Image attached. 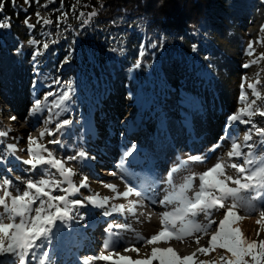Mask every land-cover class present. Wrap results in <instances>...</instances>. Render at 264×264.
<instances>
[{"label": "rangeland", "instance_id": "1", "mask_svg": "<svg viewBox=\"0 0 264 264\" xmlns=\"http://www.w3.org/2000/svg\"><path fill=\"white\" fill-rule=\"evenodd\" d=\"M48 2L50 0L38 2L34 0L30 4L27 0H15L17 8L26 13L30 12L27 18H30V23L35 27L27 28L25 21L24 25L19 27L20 35L28 29V39L22 37L20 49L23 55L28 56L29 53L30 60L22 67L29 65L27 67L30 73L29 89L0 88V132L8 133L6 136H0V154H4V160L0 162V183L5 178L12 179L11 191L16 195L19 194L17 189L22 192L25 187L15 180L16 177L23 180L41 178L40 169L29 172L30 166L21 163L31 156L27 151V137L29 134L39 137V133L46 127L54 129L57 120L67 118L73 123L55 136V139L60 141L59 144H48L53 138L48 135L39 142L46 144L58 158L74 155L81 148L95 157L66 161V167L76 172L72 177L74 184L78 186L85 176L88 178V186L81 187L78 193L69 194V198L83 200L90 195H97L98 199L113 198L104 208L85 202V207H77L74 210L75 218L68 224L57 221L53 228L51 243L48 245L49 264L68 262L84 264L86 257H97L101 253L113 255V260L94 259L92 264H114L119 255L131 257L133 260L144 259L151 255L153 247L172 248L181 257L196 253L194 259L187 264L215 261L218 256L223 255V249L210 251L208 254L197 253L196 250L198 247L208 246L211 234L216 230L227 207L231 206V200L225 202L226 209L213 210L211 219L215 220L216 224L207 235L195 233L183 240L162 238L155 244H147L146 240H140L138 237L150 238L160 231L163 227V212L171 211L179 204L178 200H173L175 203L171 202L172 204H161L160 201L166 195L178 193L189 176L195 174L192 187L186 192L190 197L198 191L197 188L199 189V174L220 159L225 164V174L237 176L231 164L243 163V157L229 158L227 153L231 150V141L222 137L235 136L243 146L252 124L264 127V117L259 113L251 117L252 124L245 125L239 122L227 124L229 114L244 106L240 100L242 90L247 94L248 103L256 100V108L264 109V59L251 67H244L264 53L262 42L264 31L261 30L264 27V0H213L208 7L207 28L208 32H211L210 39L198 31L184 33L167 27L160 30L151 29L145 23L137 29L112 27L109 22L102 21L91 25L77 21L74 22V27L67 24L65 27L45 25L43 20H48L45 11ZM61 2L66 6L72 4L75 6L77 3H87L90 0ZM37 12L39 17L36 15ZM32 39L38 43L29 44ZM145 41L156 52L153 54L148 53L149 51L142 52L138 61L131 63L126 45L133 46ZM43 42L49 44L47 50L42 49ZM249 43H253L255 50L252 55L248 54ZM65 44H68L67 48L64 47ZM70 44H73V47L81 46L83 49L90 45L98 54L113 53L118 48L123 53L126 52L127 57L116 61L111 55L112 60L104 63L105 69L103 66L85 63L83 66L85 73L83 77H79V73L76 75L72 72L69 63H64L70 54ZM194 44L197 46L195 51L192 48ZM38 47L43 54L37 57L34 63L31 58L32 52ZM51 49L56 51L62 49L64 52L59 67L56 57L51 65L48 62L47 57ZM9 54L10 48L0 42V57L5 59ZM137 64L139 67H136ZM20 65H13L9 70ZM145 65L152 67L149 69L150 74L154 72L148 81L141 78L139 71L140 67ZM9 70H5L0 63V80ZM205 72H211L212 77L217 76L219 82L227 85L228 89L222 107L215 108L218 111L212 113L193 101L184 85V82L200 83L202 73L204 76ZM53 73L55 75H52ZM84 75L92 77L91 84L88 79L83 81L84 84L81 83V80L86 78ZM120 78L125 81L126 91L122 96L117 95L112 88V81ZM257 80L260 99L256 98L252 89L247 88V84L255 83ZM69 82L72 85L71 98L60 109H56L51 101L58 99ZM49 91L56 93V96L48 98L49 103L45 105V108L53 109V122L45 124L49 113L45 110L33 116L30 109L35 99L43 100ZM175 91L178 92L177 97ZM214 96L218 97L216 91ZM56 112L60 115L56 116ZM13 116L16 120L11 119ZM136 128L144 130L137 133ZM133 133H136L135 136L130 138L129 135ZM17 137L20 139H16ZM262 140L264 138L258 137L253 130L252 139L247 142L255 145L252 151L257 159L264 156ZM9 143L18 145L14 155L5 152ZM132 143H135L136 151L121 166L122 154ZM243 151L247 152L248 149L243 148ZM193 155L201 156L203 160L183 163ZM45 167L50 170L53 178L62 179L55 169ZM171 169L178 170L174 171L169 179L168 173ZM110 184L116 185L118 192L126 191L129 186L137 187L144 195L137 197L132 194L129 197L115 198L116 191L107 187ZM63 187L68 185L64 184ZM3 191L4 189H0V195H3ZM53 194L64 193L57 190ZM245 195L250 197L255 193ZM136 200H142L143 204L137 205V211L133 215L127 209L131 202ZM153 200L156 204L152 202ZM38 204L39 201L33 207ZM112 205H124L125 211L114 212L111 216L103 215L102 213L110 210ZM256 209L250 212L245 207L238 206L236 211L244 219L235 221L231 226L240 228L249 239H264V232H260L259 237L256 235L260 230L256 221L260 219V211L264 210V198L256 201ZM2 211L0 206V212ZM195 219L199 223L207 222L204 213H200ZM4 222H10L7 215ZM195 236H200L199 244L196 243ZM69 240L73 244L87 245L93 252L86 254L79 248L66 246ZM105 241L112 246L105 249L103 247ZM133 246L139 249V253L125 251L126 248ZM64 250L66 252L62 253ZM73 251L76 252V256L72 260L69 257L74 254ZM60 258H63L62 261ZM13 260L15 257L11 255L0 257L3 264H12ZM30 264L35 262L30 259ZM152 264H159V261L154 260Z\"/></svg>", "mask_w": 264, "mask_h": 264}, {"label": "snow or ice", "instance_id": "2", "mask_svg": "<svg viewBox=\"0 0 264 264\" xmlns=\"http://www.w3.org/2000/svg\"><path fill=\"white\" fill-rule=\"evenodd\" d=\"M11 2L15 4V0H11ZM27 2L31 3V0H27ZM4 7L5 0H0V13H2ZM45 7L47 6L45 5ZM73 12L75 13V6H73ZM36 15L39 17L38 12ZM85 15L92 17L97 15V13H80L81 17ZM66 16L67 13H62V17ZM5 19L9 22H4ZM43 23L48 25L52 24L53 21L48 19L43 20ZM25 25L29 29L35 27V25L30 23V18L27 17L25 19ZM9 27H11L10 18H0V29ZM261 30L264 31V27ZM37 43L38 41L35 39L29 41L31 45H36ZM48 48L49 44L43 42L42 49L47 50ZM192 48L195 51L197 46L194 44ZM17 51L19 52V49ZM254 51L253 43H249L248 54L252 55ZM42 54L41 48H35L32 52V61L35 63L37 57ZM262 59H264V53H261L259 57L253 59L250 63L245 64L244 67L248 68L253 64H258ZM69 60L70 54L64 63H68ZM136 67H139V64ZM53 83H59V81H53ZM258 83L259 80L255 83H249L247 84V88L252 89L256 98L260 99L261 93L257 90ZM71 93L72 85L69 82L66 83L65 90L59 94L58 99L51 101V103L55 105L56 109H60L66 101L70 100ZM54 96H56L54 91L47 92L43 100L40 98L35 99L30 109L33 116L46 110L49 115L44 121L45 124H51L53 122V109L51 107L45 108V105L49 103L48 98ZM240 100L244 106L229 114L227 117L228 125L236 122L245 125L252 124L251 117L257 115V113L261 117H264V109L256 108V100L248 103L247 94L243 90L240 94ZM59 115L60 113L56 112V116ZM11 119L16 120V117L13 116ZM72 123L73 121L71 119H59L56 121L54 129L46 127L39 133V137H33L31 134L28 135L27 151L31 156L28 159L22 160L21 163L30 166L28 169L29 172H36L37 169H40L41 178H28L23 180L20 177H16L15 180L17 182L25 185L22 192L20 189H17L19 194L16 195L11 191L13 186L12 179L5 178L0 183V189H4L3 195H0V206L3 209L0 212V257L5 255L15 257L12 264H30V259L35 264H49L50 252L48 245L51 243L53 228L56 226L57 221L68 224L75 218L74 210L77 207H85V202L99 208H104L108 201L113 199L112 197L98 199L97 195L87 196L83 200L69 198V194L78 193L81 187L88 186V178L85 176L78 186L74 184L72 177L76 175V172L72 168L66 167V161L95 159V157L90 156L86 150L81 148L74 155L58 158L46 144L40 143L39 140L48 135L53 137L48 141V144H59L60 141L55 139V136ZM253 130L258 137L264 138V127L255 124H252V127L248 129L243 146L235 136L226 135L222 137V139H229L231 141V150L227 153L229 158L243 157V163L231 164V168L237 172L236 177L225 174V164L220 159L217 163L199 174V190L195 192L194 196L190 197L186 194V190L192 187L195 174L189 176L178 193L166 195L160 201L161 204H168L173 200L179 201L177 207H174L171 211L163 212V227L160 231L153 234L150 238L139 236L138 239L146 240L147 244H155L162 238L183 240L185 237H191L195 233L207 235L212 226L216 224V221L211 219L213 210L225 209V202L231 200V206L227 207L216 230L212 232L208 246L198 247L196 250L197 253L208 254L210 251L223 249L224 253L218 256L215 261H200L199 264H264V239H249L240 228L231 226L235 221L244 219L236 211L238 206L245 207L248 211L254 212L257 210L256 201L264 198V156L257 159L252 151L255 145L247 143L252 139ZM7 134V132H0V136H6ZM16 139L20 138L17 137ZM261 143L264 144V140ZM17 148V144L9 143L6 145L5 152L14 155ZM243 148H247L248 151L244 152ZM135 151V143L130 144L125 149L122 154L121 166H123ZM3 160L4 154H0V162H3ZM202 160L203 157L193 155L189 156L183 163L187 164L189 161L197 162ZM45 166H50V169H55L62 179L53 178L50 170ZM176 170L178 169H171L169 171V179ZM8 171L10 172L11 169H8ZM64 184H67L68 187H63ZM107 187L116 191L115 198L129 197L132 194H135L137 197L144 195L141 189L133 186L127 187L124 192H118L116 185L110 184ZM57 190L64 194L54 195L53 193ZM246 193H255V195L249 197L245 195ZM37 201H39L38 206L33 207L37 204ZM152 202L155 203L156 201L153 200ZM138 204H143V201H132L127 211L135 215ZM124 211V205H112L110 210L104 211L102 214L111 216L114 212L121 213ZM200 213L205 214L206 223L196 221L195 218ZM5 215H7L10 222H4ZM256 223L260 228L259 232L256 233L257 237H259L260 232H264V210L260 211V219ZM195 240L199 244L200 236H195ZM111 246L108 241L104 242L103 247L105 249ZM125 251L139 253V249L134 246L126 248ZM169 253H171L170 256L168 255ZM195 256L196 253H192L191 255L181 257L172 248L162 249L153 247L151 255L144 259L133 260L131 257L119 255V258L114 261V264H152L154 260H158L159 264H187ZM94 259L112 261L113 255L101 253L97 257L88 256L84 259V264H92ZM0 264H3V262L0 261Z\"/></svg>", "mask_w": 264, "mask_h": 264}, {"label": "trees", "instance_id": "3", "mask_svg": "<svg viewBox=\"0 0 264 264\" xmlns=\"http://www.w3.org/2000/svg\"><path fill=\"white\" fill-rule=\"evenodd\" d=\"M213 0H90V2H80L75 5V13L73 12V4L66 6L61 0H50L45 7L48 19L52 20L54 25L59 27H65V25L75 26L74 22L81 21L88 24L96 22L110 23L112 27L118 28H133L137 29L141 24H148L151 29H162L167 27L174 31H183L184 33L201 32L209 39L211 38V32H208V7ZM34 0H31L32 4ZM96 12L97 15L88 17L80 16V13ZM30 13V12H28ZM24 10L17 8L16 3L13 4L11 0H5V7L1 13L0 18H10L11 27L0 29V42L6 44L10 48L11 54L5 56V59L0 57V63L2 67L11 69V66L21 64L16 69L9 70L0 80V88L5 90L16 89L17 87L29 89L30 85V73L28 66L22 68L30 58L23 55L20 49L22 37L28 39V29L24 31L23 35L19 34V27L24 25V21L28 15ZM62 13H67L66 17H62ZM4 21L9 22L7 19ZM210 43V42H209ZM69 45L70 60L69 64L72 68V72L79 77H83L85 69L83 66L86 63H91L96 66H104L106 61L112 60V56L116 61L123 60L127 57L120 49H115L113 53L101 52L98 54L93 48L88 45L84 49L81 46ZM149 43L139 42L133 46L126 45L128 57L130 62L135 63L140 57L142 52L149 51L153 54L156 51L149 47ZM68 44H65L67 48ZM19 49V52L17 51ZM63 50L51 49L49 56L47 57L49 64L51 65L53 59H58V67L61 64V60L64 57ZM112 55V56H111ZM69 57V56H68ZM67 57V58H68ZM89 58V59H88ZM56 65V66H57ZM149 69L151 66L145 65L140 67V76L145 81H148L154 72L150 74ZM211 73V72H210ZM209 72L202 73V80L200 83L191 84L184 82L185 88L189 92L193 101L198 102L201 108L208 109L209 112H215L218 107H222L223 99L228 95L227 85L219 82L217 76H211ZM52 75H55L53 73ZM86 76V75H84ZM88 79L91 84L92 77L86 76L81 80L84 84V80ZM114 92L122 96L125 93V81L120 78L119 80L112 81ZM218 97L214 96V92ZM230 93V92H229ZM176 97L178 92L175 91ZM217 98V99H216ZM221 112V110L219 111Z\"/></svg>", "mask_w": 264, "mask_h": 264}, {"label": "bare ground", "instance_id": "4", "mask_svg": "<svg viewBox=\"0 0 264 264\" xmlns=\"http://www.w3.org/2000/svg\"><path fill=\"white\" fill-rule=\"evenodd\" d=\"M137 124H139V123H137ZM131 126H132V125H131ZM129 127H130V126H129ZM142 130H144V129L142 128ZM142 130H141V131H142ZM141 131H136V132L138 133V132H141ZM131 132H132V131H131ZM135 134H136V133L130 134V135H129L130 138H131V137H134ZM142 155H143V154H142ZM136 157H137V156H136ZM107 163H108V162H107ZM136 164H137V163H136ZM197 190H199V189L197 188ZM186 192H187V190H186ZM195 192H196V191H195ZM172 203H175V202L172 201ZM172 203H171V204H172ZM176 203H177V202H176ZM155 204H156V202H155ZM157 204H158V203H157ZM175 206H176V205H175ZM156 207H157V206H156ZM167 207H168V206H167ZM173 207H174V206H173ZM159 208H160V207H159ZM169 208H170V207H169ZM225 209H226V208H225ZM163 210H164V209H163ZM221 210H222V209H221ZM158 211H159V210H158ZM166 211H167V210H166ZM168 211H169V210H168ZM160 212H161V211H160ZM157 214H158V213H157ZM150 216H151V215H150ZM151 219H152V218H151ZM151 221H152V220H151ZM162 225H163V224H162ZM70 247H71V246H70ZM65 248H66V247H65ZM74 248H77V247L75 246ZM71 249H72V248H71ZM71 251H72V250H71ZM82 251H83V250H82ZM91 251L93 252L92 249L88 250V252H86V254H89ZM65 252H66V251L64 250V252H62V253H65ZM73 252H74V251H73ZM68 253H69V252H68ZM69 254H70V253H69ZM66 255H67V254H66ZM75 256H76V252H74V254H72L71 257H69V258L72 259V258H75ZM63 258H64V257H63ZM63 258H60L59 260L62 261L61 259H63ZM72 260H73V259H72ZM67 261H68V260H67ZM68 263H69V262H68ZM68 263H67V264H68ZM69 264H70V263H69Z\"/></svg>", "mask_w": 264, "mask_h": 264}]
</instances>
